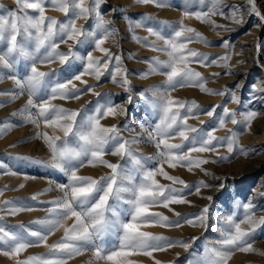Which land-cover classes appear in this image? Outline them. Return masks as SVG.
I'll list each match as a JSON object with an SVG mask.
<instances>
[{"label": "snow or ice", "instance_id": "snow-or-ice-1", "mask_svg": "<svg viewBox=\"0 0 264 264\" xmlns=\"http://www.w3.org/2000/svg\"><path fill=\"white\" fill-rule=\"evenodd\" d=\"M135 2L159 9L173 7L169 0ZM16 3L19 6L16 10L9 9L0 15V83L10 79L14 84L12 89L0 90V96L10 97L0 101V107L24 95L28 99L11 117L0 120V138L23 123L36 129L41 124L46 129H53V134L38 131L36 135L46 144L47 161L30 156L18 159L54 170L63 175L65 182L55 184L60 196L40 202L46 205L47 214L27 224H9L5 217L36 211L26 200L36 201L39 196L54 190L52 187L25 200L0 201V254L13 259L15 264H69L70 260L85 253H91L88 264H137L131 257L140 255L152 258L154 264H162L155 260L153 253L176 247L188 252L184 264H229L237 252L264 256V250L253 246L257 230H264V216L257 217L256 206L247 197L244 202L237 200L235 210L226 215H215L210 211L211 205L185 215L171 207L191 206L188 195L212 201L213 196H202L201 190L218 187L223 191L225 183L212 185L200 180L190 185L166 171V165L188 171L201 169L206 176L219 180L203 166L230 162L236 154L248 155V150L240 144V136L243 131L250 130L258 112L240 111L242 119H238L237 109L227 105L231 103L243 108V101L234 90L240 85L210 89L206 87L208 78L193 67L194 64L224 67V75H234L228 64L230 55L210 58L207 53L189 47L194 42L205 45L211 42L198 30L186 26L183 20L173 24L149 15L134 25L130 23L133 31L143 27L149 34L135 37L136 41L163 54L166 59L156 55L142 61L148 68L137 73L141 79L162 76L164 81L138 90L137 99L146 107V115L154 117L156 122L142 117L141 132L128 138L123 132L134 131V126L129 124L128 109L114 102V93L96 91L102 81H108L128 93L127 104L134 102L133 85L121 55L104 46L110 39L118 37L114 21L105 19L102 14L101 6L106 0H16ZM247 5V12L264 22V13L259 11L257 0H247ZM182 6L184 17H194L218 28L224 26L217 25L210 17L225 16V9L230 10L225 18L234 24L244 23L243 6L228 4L227 0H183ZM194 7L206 10L195 11ZM3 8L0 5V9ZM49 8L63 13L64 18L47 15ZM109 11L118 12L121 8L118 6ZM79 20L89 23L78 26ZM221 43L226 48L232 47L228 41ZM62 45L66 50H62ZM93 51L103 56H95ZM56 63L61 66L59 69L41 70L40 66ZM20 64L25 69L23 75L17 74ZM212 75L219 77L221 73ZM85 77H92L97 83L90 84ZM184 87H196L205 94L224 96L226 100L205 108L194 100L173 97V92ZM251 87L254 92L264 94V87L255 84ZM87 94L97 99L88 101V105L80 109L55 103L80 100ZM201 114L211 118L208 126L197 127L189 123L196 119L200 125H205L206 122L199 119ZM16 116L24 117L23 121L12 123ZM117 117L124 119L114 124L103 123ZM229 123L237 128H227ZM223 129L229 134L216 135ZM141 136L147 137L143 142L154 145L155 156H144L133 147L142 142ZM177 139L179 143L173 142ZM220 148H225L228 155L221 154ZM194 153H215L217 158L210 160L203 155L194 156ZM107 156L118 159L112 162L106 159ZM84 167H104L110 171L99 177L80 175V169ZM0 174L17 175L6 170L3 162H0ZM158 176L171 183H161ZM23 187V184L19 186ZM6 190H9L7 186L0 189V196ZM155 207L168 209L176 219L152 211ZM240 210L242 214L238 215ZM213 223L217 225L219 238L204 243L200 252L194 248L196 241L201 239L199 236L179 240L144 230L150 226L181 228L187 224L208 232ZM61 230L63 235L50 244L49 237ZM37 247H45L47 252L21 258L28 249Z\"/></svg>", "mask_w": 264, "mask_h": 264}, {"label": "rangeland", "instance_id": "rangeland-1", "mask_svg": "<svg viewBox=\"0 0 264 264\" xmlns=\"http://www.w3.org/2000/svg\"><path fill=\"white\" fill-rule=\"evenodd\" d=\"M231 5H237L238 0H227ZM169 3L173 7L164 8L168 11L170 16L178 17L183 16V0H169ZM246 5L241 9L244 12L242 24H234L230 19L225 18L230 14L229 9H225V16L215 15L210 18L216 22L217 25L224 27H215L212 24L201 22L193 18L189 22H184L188 27L194 28L202 33L211 44L205 45L203 43L194 42L189 45L191 48H195L201 52L207 53L210 58H219L226 55H230L228 64L234 75H224L226 72L224 67L212 66L201 67L199 65H193V67L201 72L203 76L208 78L206 87L210 89L221 90L226 85L233 86L239 84L240 87L234 89L237 95L243 101V108L239 105L229 103L227 106L230 109H237L238 119H242L239 116L240 111L253 110L257 111V117L252 121L250 130L243 131L240 136V144L248 150V155L236 154L234 159L230 162L223 163H209L203 167L208 172L219 177V180H214L212 176H206L201 169L193 168L192 171H188L186 168L171 169L165 166V170L171 175L179 176L185 180L188 184L193 185L200 180L218 185L220 182L225 183V190H221L218 187L210 189H202V196H213L212 201L202 199L201 196L188 195L187 199L192 201V205H172L177 212L182 215L193 214L199 211L200 208L205 205H211L210 211L215 215H226L230 210H235V203L237 200L244 202L245 197L251 200L256 206L257 217L264 216V94L254 92L252 85H258L264 87V26L255 15H250L247 12V0ZM0 5L4 8L0 9V15L6 14L7 10H16L19 6L16 0H0ZM121 8V11L112 12L110 9ZM257 7L261 13H264V0H257ZM102 14L105 19L114 21L115 28L118 30V37L115 40H109L105 43V47L110 48L113 52L121 55L124 65L129 71V79L133 85V91L131 95L134 97L133 104L126 103V97L128 93L124 89L120 88L116 84H112L108 81H102L101 86L96 88V91L101 93L109 92L114 93L113 100L116 103L121 104L128 109L129 124L134 126V131L129 132L125 130L123 135L131 138L133 135L139 134L141 129L139 124L141 118L150 120L155 123V118L151 115H146V107L137 99V92L140 89L148 88L154 84H161L164 81L162 76H151L147 79H141L137 73L147 70L148 65L142 63L145 58L159 55L161 59L166 57L157 52H153L149 48L138 43L135 37H145L149 34L145 28H136L132 30L130 23L134 25L137 22H141L146 16H151L155 20H168L173 24L176 21L170 18L159 16L156 8L153 5L137 4L135 0H106V4L101 6ZM157 9V11H156ZM195 11L206 10L202 7H194ZM156 11V12H155ZM31 13V10H29ZM47 15L54 16L57 19H63V13L55 11L49 8L46 12ZM88 21H77L78 26L88 25ZM178 23V22H177ZM201 27H206L208 31L201 30ZM149 39H155L149 37ZM222 41H228L232 47L226 48L222 45ZM62 50H66V46L62 45ZM93 55L102 57L103 54L98 51H93ZM42 71H50L52 69H59L61 66L56 63L47 66H40ZM23 64L17 66V74H24ZM221 73L219 77H214L213 73ZM65 75H71V73H65ZM90 84H96L97 82L92 77H85ZM79 87H83L77 82ZM14 84L10 79H5L3 83H0V90L12 89ZM173 97L181 100H194L203 107H208L214 104H222L225 102L226 97L205 94L199 88L196 87H184L178 88L172 93ZM10 97L7 95L0 96V101H7ZM28 99L27 95L21 96L18 100L12 103H7L4 107H0V120H4L5 117H11L12 113L22 108ZM97 98L91 94L84 95L80 100L70 101H55V103L61 104L64 107L71 109H80L88 105V101H95ZM24 117L16 116L12 119V123L23 121ZM124 117H117L116 119L109 118L107 121H103L106 124L119 123ZM200 120L206 122L205 125H200L199 120L191 119L190 124L197 127H204L209 125L211 118L201 114ZM227 128L236 129L237 125L229 123ZM47 131L49 134H53V129H46L43 124L39 129H36L33 125L23 123L21 126L12 128L6 135L0 138V162L6 166V170L14 171L17 175L0 174V189H4L5 186L9 190L4 191L3 196H0V201L3 200H25L31 197L33 194L42 192L44 189L52 187L54 190L47 192L45 195L39 196L36 201L26 200V202L34 206L37 210L33 212H24L18 216H6L5 219L9 224L25 223L43 217L47 214L46 205L40 203L42 201H50L61 195L58 189H55V184L65 182V178L62 174L51 170L45 166L36 165L28 161L20 160L18 157L30 156L38 159L48 160L49 153L44 141L37 139V132ZM59 134V133H57ZM227 129L220 130L216 133L218 136L228 135ZM141 143L133 145V147L140 150L144 156H155L156 149L154 145L143 141L147 140V137L141 136ZM179 143V139L173 141ZM220 153L228 155L225 148H220ZM194 156L203 155L210 160H215V153L198 154L194 153ZM106 159L112 162L117 161V157L107 156ZM155 164V161L151 162ZM110 170L104 167H84L80 169V175L99 177ZM163 184H169L170 181L164 180L162 177H157ZM23 184L21 189L19 186ZM180 188L182 185H175ZM19 189V190H15ZM231 205V209L229 208ZM152 211L162 212L170 219H176L174 214L163 207H155ZM238 215L242 214L240 210ZM71 221H68L70 224ZM217 225L213 223L212 228L205 232L201 228L190 227L185 224L181 228H165L160 226L146 227L145 231H151L156 234H162L172 239L188 240L193 236L201 237L196 241L194 248L200 252L203 244L207 241H214L219 238V233L216 231ZM245 227H247L245 225ZM63 235V230L57 232L55 235L49 237V243H53ZM256 249L264 250V230H257L255 243L253 245ZM47 252L45 247L30 248L27 252L23 253L21 258H25L28 255L43 254ZM179 253V257L177 256ZM155 260H159L162 264H184L185 258L188 256V252L180 247L169 249L165 252L153 253ZM91 259V253H85L81 256H77L69 261V264H88ZM131 259L135 260L137 264H154V260L147 256H133ZM0 264H15V261L9 257L0 254ZM229 264H264V256L255 253H243L237 252L232 257Z\"/></svg>", "mask_w": 264, "mask_h": 264}, {"label": "bare ground", "instance_id": "bare-ground-1", "mask_svg": "<svg viewBox=\"0 0 264 264\" xmlns=\"http://www.w3.org/2000/svg\"><path fill=\"white\" fill-rule=\"evenodd\" d=\"M245 3H246V0H238V4L237 5L245 6L246 5ZM156 11H157V9H156ZM157 13H158L159 16L175 20L176 23L179 22L180 20H183V22H189V21H191L194 18V17H187L186 18L184 16L173 17L172 15L170 16L168 11H165L164 9H158ZM201 30L208 31L206 27H201Z\"/></svg>", "mask_w": 264, "mask_h": 264}]
</instances>
